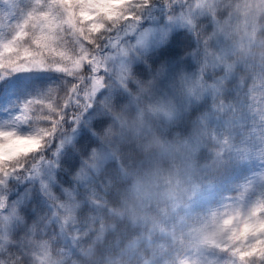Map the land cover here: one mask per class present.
Segmentation results:
<instances>
[{"label":"snow or ice","instance_id":"1","mask_svg":"<svg viewBox=\"0 0 264 264\" xmlns=\"http://www.w3.org/2000/svg\"><path fill=\"white\" fill-rule=\"evenodd\" d=\"M0 264H264V0H0Z\"/></svg>","mask_w":264,"mask_h":264},{"label":"trees","instance_id":"2","mask_svg":"<svg viewBox=\"0 0 264 264\" xmlns=\"http://www.w3.org/2000/svg\"><path fill=\"white\" fill-rule=\"evenodd\" d=\"M190 37H187L185 34L183 33H180V34H177L173 37V40H172V45L173 47L175 48V54L178 55V56H183L184 55V51H183V45L185 43H187L188 41H190ZM188 66H190L191 68V62H190V59H187L186 58V63ZM143 66H139L137 71L138 72H143ZM126 101L121 99L120 100V103H125ZM199 114L198 110H193V118L195 115ZM110 123L109 120H104L103 123H100L99 121H94V125H95V128L97 131H102L104 128H106L108 126V124ZM188 131H190V129L185 126V125H178V126H174L172 129H171V133L173 135H175L176 133H181V134H184L186 135L188 133ZM90 146V147H95V144H92L89 140L87 139H81L80 140V144L77 145L78 148L80 147H83V146ZM90 147H89V150H90ZM207 155L206 151L205 150H201L200 152L197 153V156L198 158L200 159L201 162L204 161L205 159V156ZM231 175H239V170H230V173ZM85 214H87V212H85Z\"/></svg>","mask_w":264,"mask_h":264},{"label":"clouds","instance_id":"3","mask_svg":"<svg viewBox=\"0 0 264 264\" xmlns=\"http://www.w3.org/2000/svg\"><path fill=\"white\" fill-rule=\"evenodd\" d=\"M128 119L135 121L136 114L134 112L130 113ZM165 139H170V137L162 135L161 132L156 128H152L149 132L145 133L140 143L142 144V154L146 160L154 161L155 158L158 157L161 145ZM148 175H150V170L149 168H145L144 176L137 177V180L142 182L147 178ZM131 195L133 198L135 197L134 192L131 193Z\"/></svg>","mask_w":264,"mask_h":264},{"label":"rangeland","instance_id":"4","mask_svg":"<svg viewBox=\"0 0 264 264\" xmlns=\"http://www.w3.org/2000/svg\"><path fill=\"white\" fill-rule=\"evenodd\" d=\"M190 62H191V68H190V66H188L187 64H185L186 71H194L195 70V68L192 67L194 65V62L192 60H190Z\"/></svg>","mask_w":264,"mask_h":264}]
</instances>
